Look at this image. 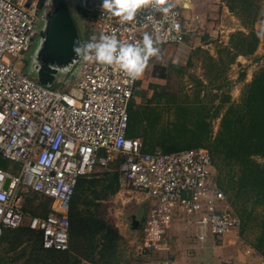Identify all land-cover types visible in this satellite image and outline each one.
<instances>
[{
	"label": "built area",
	"instance_id": "2783aa9c",
	"mask_svg": "<svg viewBox=\"0 0 264 264\" xmlns=\"http://www.w3.org/2000/svg\"><path fill=\"white\" fill-rule=\"evenodd\" d=\"M43 3L0 0V159L9 164L0 168V246L6 231L27 227L40 234L44 250H69L68 214L79 178L114 164L120 186L148 202L136 241L138 256L166 254L177 224L199 241L236 232L240 219L215 183L208 149L146 153L139 139L128 137L138 80L118 66L79 56L70 68L74 83L62 91L17 68ZM101 4L90 23L97 39L106 34L136 43L148 33L159 48L184 46L187 31L176 0H166L159 9L142 7L128 22ZM29 195L48 201L45 216L25 210Z\"/></svg>",
	"mask_w": 264,
	"mask_h": 264
},
{
	"label": "rangeland",
	"instance_id": "374dc122",
	"mask_svg": "<svg viewBox=\"0 0 264 264\" xmlns=\"http://www.w3.org/2000/svg\"><path fill=\"white\" fill-rule=\"evenodd\" d=\"M55 1L44 0V3L40 6L39 14H44ZM59 1L68 10L76 26L80 41H90L93 36L98 37L97 29L90 26V23L96 15V4H101L102 0ZM205 2L207 5L201 7L198 11L199 20L196 18V21L184 25L187 31L184 46L181 48L162 47L160 48L159 59L153 57L149 60L143 76L138 79L133 100L134 107L132 108L138 110L137 106L146 105L148 100L154 99L153 96L156 91V98H160L162 101V107L159 108V125L165 128L170 125L174 117L166 107V94L177 96L187 94L192 97L198 92L199 97L210 104H208L210 107L208 121L210 122L211 133L214 135L218 130L220 119L229 105L228 103H221L223 96L228 95L231 103L238 102L244 86L252 80L256 72L264 69V0H206ZM242 4L248 8L251 4L253 11L241 9ZM230 7H233L232 10ZM237 32L244 34L256 33L259 43L252 54L234 57L232 35ZM36 38L37 31L35 27L28 49L17 60V68L37 79L36 52L39 41ZM159 64L161 69L156 67ZM155 69L157 70L156 75L154 74ZM75 75L73 70L66 68L54 69L53 77L55 81H53L52 86L62 91H68L74 83L72 79ZM160 76L162 78H159ZM63 82L68 83L64 85ZM154 86L157 88H154ZM144 125V121H141L138 125L140 126L139 134L136 137L142 142L143 146L145 142ZM158 142L159 140L155 135L150 144L153 145L154 152H161L159 147H155ZM259 161L264 162V159H259ZM112 178V173L105 177L101 175L89 176L88 186L90 187L85 190L84 202L82 201V204L78 205V209L82 212H89L96 220L106 222L117 230L122 237L113 257L111 256L109 260L111 264H141V260L147 258V256L142 258V256L136 254V241L145 220L148 202L144 196L122 188L119 181L117 190L113 194L102 191V188L107 185L105 181H101L103 187L96 184L99 180L109 181ZM96 195H99L97 199ZM24 208L26 211L42 216L47 212L48 205L42 198L29 195ZM180 228L179 224L174 225L172 231L181 232L179 231ZM6 235L0 246V264H26L32 239L24 236L22 242L17 243L16 240L11 239V236ZM186 235L193 237L192 234ZM224 236L236 241L233 246L237 248V252L239 251L245 255L244 249L254 241V230H248L242 234L239 228L235 234L232 232ZM224 236L217 239L216 241L219 242H216L215 245L214 238L212 240L208 239L206 243L202 244L197 242L196 239L197 241L191 242L193 249H190L188 255L193 257L203 254V259L215 256L214 246H222L221 239ZM70 244V251L74 252V256L81 264L82 260H79V258L86 255L90 242H87V239L84 238H74L71 239ZM161 256V260L166 259ZM238 257L239 254L228 261L221 257V262L222 264H244V261H240ZM73 264H76V262H73Z\"/></svg>",
	"mask_w": 264,
	"mask_h": 264
},
{
	"label": "trees",
	"instance_id": "16d2710c",
	"mask_svg": "<svg viewBox=\"0 0 264 264\" xmlns=\"http://www.w3.org/2000/svg\"><path fill=\"white\" fill-rule=\"evenodd\" d=\"M241 9L253 11V6L250 4L248 8L242 4ZM255 14L256 12L253 14V20ZM258 43L259 38L255 32L233 34L234 57L252 54ZM156 67L161 69L160 64ZM155 73H157L156 69ZM154 88L157 87L154 86ZM156 96L155 91L153 96L155 100L152 98L146 105L137 106L138 110H133L134 102L132 101L129 107L128 137L136 138L139 134L140 126L138 125L144 121L143 151L146 153L154 152V147L152 148L153 145L150 144L155 135L159 140L155 147H159L161 152L169 153L199 147L208 149L215 170L214 178L217 187L223 192L229 206L240 219L241 233L254 230V241L250 247L264 257V162L259 161L264 159V69L256 72L252 80L244 86L238 102L231 103L228 95L223 96L221 103L229 105L214 135L211 133L208 121L210 104L204 102L198 92L192 97L187 94L181 96L166 94V107L174 117L170 125L165 128L159 125V108L162 107V101ZM6 165L9 167V164L0 159V168L7 169ZM115 165L79 178L68 214L69 250L65 252L44 250L41 247L40 234L27 227L8 230L4 233L3 239L6 234L17 243H21L24 236L32 239L26 264H73V262L79 264L74 252L70 251V241L74 238H84L90 242L89 250L79 260L90 264H111L109 260L111 256L113 257L122 237L106 222L96 220L89 212L79 210L78 205L84 202L83 196L85 190L90 187L88 177L91 175L105 177L112 173L111 180H99L96 184L103 187L101 181H105L107 185L102 188V191H108L111 194L116 192L119 174ZM95 197L97 199L99 195ZM26 199L27 197L25 201ZM46 203L49 205L48 201ZM28 212L31 215L40 216L34 212ZM47 213L48 208L42 216ZM151 255L153 254L149 253L147 257Z\"/></svg>",
	"mask_w": 264,
	"mask_h": 264
},
{
	"label": "clouds",
	"instance_id": "9594fccd",
	"mask_svg": "<svg viewBox=\"0 0 264 264\" xmlns=\"http://www.w3.org/2000/svg\"><path fill=\"white\" fill-rule=\"evenodd\" d=\"M166 0H102L101 8L112 12L121 21L134 19L137 11L147 5L160 8ZM168 11L167 8L162 9ZM178 28L179 26L176 25ZM73 51L85 61H95L103 65L118 66L132 81L140 79L151 58L159 59L160 48L155 46L152 35L145 33L142 41L125 43L115 35H101L99 39L93 36L85 44H78Z\"/></svg>",
	"mask_w": 264,
	"mask_h": 264
},
{
	"label": "water",
	"instance_id": "95a60500",
	"mask_svg": "<svg viewBox=\"0 0 264 264\" xmlns=\"http://www.w3.org/2000/svg\"><path fill=\"white\" fill-rule=\"evenodd\" d=\"M45 13L46 24L40 32L41 41L36 52L37 79L43 85L49 86L54 79V69L70 70L79 59L73 49L81 44V41L68 10L59 0H56ZM31 40L32 36L29 38V41Z\"/></svg>",
	"mask_w": 264,
	"mask_h": 264
},
{
	"label": "crops",
	"instance_id": "0c3cea01",
	"mask_svg": "<svg viewBox=\"0 0 264 264\" xmlns=\"http://www.w3.org/2000/svg\"><path fill=\"white\" fill-rule=\"evenodd\" d=\"M205 1L206 0H176L177 6L181 9V14L185 25L187 23H192L193 21H196V18L197 20H199V16L197 14L201 7H205L207 5ZM53 81H55V78L53 79ZM170 234V250L166 254H159L160 256L162 255L161 257H164L166 259L161 260L159 255L157 256L156 254H154L141 260V264H222L221 257H223L224 260L228 261L230 259H233L237 254H239L238 259L240 261L243 260L244 264H260L261 262L262 256L257 254L253 249H251L249 245H247L246 249H244L245 255H243L239 251L237 252V248L233 246L236 241L232 240V238H229L227 236H224L221 239L222 246H214L213 251L215 256L211 258L206 257L205 259H203V254L190 257L188 253L190 252V249H193L192 243L198 240L195 234L192 233L193 237L191 238L187 235L185 236L186 233L182 234L178 231L174 232L172 231V229ZM208 239L212 240V237H207L205 241L198 240L197 242H199L200 244L204 242L206 243ZM213 242L215 245V243L219 241H216V239H214ZM81 264L90 263L82 261Z\"/></svg>",
	"mask_w": 264,
	"mask_h": 264
},
{
	"label": "flooded vegetation",
	"instance_id": "af4514ba",
	"mask_svg": "<svg viewBox=\"0 0 264 264\" xmlns=\"http://www.w3.org/2000/svg\"><path fill=\"white\" fill-rule=\"evenodd\" d=\"M38 15H40V16H38V23L36 24V31H37V38H36V40H38V41H41V38H40V32H41V30L43 29V28H45V24H46V15H47V13H45L44 14V18L42 19V17H43V13H41V14H38Z\"/></svg>",
	"mask_w": 264,
	"mask_h": 264
}]
</instances>
